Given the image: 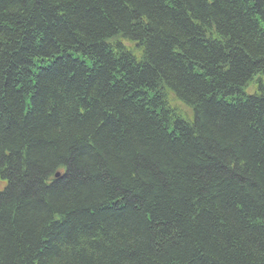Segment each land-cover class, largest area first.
<instances>
[{"label":"trees","instance_id":"16d2710c","mask_svg":"<svg viewBox=\"0 0 264 264\" xmlns=\"http://www.w3.org/2000/svg\"><path fill=\"white\" fill-rule=\"evenodd\" d=\"M0 264H264V0H0Z\"/></svg>","mask_w":264,"mask_h":264},{"label":"rangeland","instance_id":"374dc122","mask_svg":"<svg viewBox=\"0 0 264 264\" xmlns=\"http://www.w3.org/2000/svg\"><path fill=\"white\" fill-rule=\"evenodd\" d=\"M253 89H254L253 84H250L249 87L247 88L246 92L247 93H251L250 91H252ZM175 105L180 109L181 112H184V113H186L189 116L190 113H189V110L186 107L181 106V104L178 103V102L175 103Z\"/></svg>","mask_w":264,"mask_h":264}]
</instances>
